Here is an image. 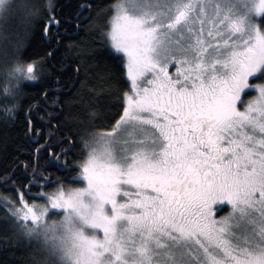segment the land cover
I'll return each mask as SVG.
<instances>
[{"label": "snow or ice", "instance_id": "snow-or-ice-1", "mask_svg": "<svg viewBox=\"0 0 264 264\" xmlns=\"http://www.w3.org/2000/svg\"><path fill=\"white\" fill-rule=\"evenodd\" d=\"M17 7L0 0V18ZM58 7L28 14L50 57L93 19L91 0L69 19ZM94 43L126 64L130 88L111 126L87 137L47 92L51 111L21 104L44 64L0 75L12 101L0 116L22 117L36 145L6 181L0 244L36 245L30 264H264V0H114Z\"/></svg>", "mask_w": 264, "mask_h": 264}, {"label": "trees", "instance_id": "trees-1", "mask_svg": "<svg viewBox=\"0 0 264 264\" xmlns=\"http://www.w3.org/2000/svg\"><path fill=\"white\" fill-rule=\"evenodd\" d=\"M48 0H20L23 5L9 31L2 36L0 46V75L3 69L14 62L25 65L35 62L37 72L40 65L44 64V76L38 82L22 81L23 89L21 104L25 109L37 105L45 107L44 92L49 94L48 105L53 101L59 103L64 112V119L73 125L74 129L88 134L94 131L107 130L119 114L124 104V94L130 88L124 62L112 60L103 48L98 47L94 41L98 39V30L103 26L104 18L108 15L109 6L114 0H91L93 19L80 29L71 31L62 41V47L55 55L49 56V52H55L49 47V41L45 39L43 29L39 24H30L29 12L38 9L44 11ZM59 7L58 10L64 19H69L73 12L77 11V4L87 0H53ZM87 15V14H86ZM19 51L20 55H17ZM92 53V55H86ZM4 87L0 78V89ZM12 107V101L5 99V94L0 91V110ZM95 119L90 120L91 114ZM43 115V113H39ZM58 116V112H53ZM35 123V122H34ZM26 125L23 118L15 122L5 121L0 116V198L15 196L11 191L13 185L6 183L7 179L15 171V164L20 160H26L33 156L34 143L28 141L25 133ZM47 131V130H45ZM55 145L58 141H48ZM77 156L80 149H76ZM40 155H43L41 153ZM71 159V157H69ZM40 163L43 167H49L47 160ZM50 175L59 177L65 187H80L81 184H69L68 179L78 177V173L57 172L50 169ZM52 189H49L51 191ZM3 201L0 200V225L7 220ZM220 215L223 213H219ZM2 235V232H0ZM39 249L36 245L12 246L7 250L0 244V264H30L32 256H38Z\"/></svg>", "mask_w": 264, "mask_h": 264}, {"label": "rangeland", "instance_id": "rangeland-1", "mask_svg": "<svg viewBox=\"0 0 264 264\" xmlns=\"http://www.w3.org/2000/svg\"><path fill=\"white\" fill-rule=\"evenodd\" d=\"M16 4H17V9L8 17V18H0V46L2 45V36L4 35V38L6 37L5 34L9 31V28L11 27V25L13 24L16 15L18 13V11L21 9V7L23 6L20 3V0H15ZM126 66V64H125ZM170 71H175V66H173L172 68H170ZM127 74V72H126ZM128 78V77H127ZM129 80V79H128ZM83 186V184H82ZM219 213H217V216L219 217ZM221 215H226V213H223ZM52 219H59V217H52Z\"/></svg>", "mask_w": 264, "mask_h": 264}]
</instances>
